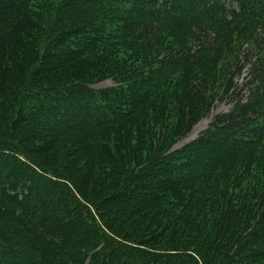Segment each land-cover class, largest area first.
I'll return each instance as SVG.
<instances>
[{"label": "trees", "instance_id": "1", "mask_svg": "<svg viewBox=\"0 0 264 264\" xmlns=\"http://www.w3.org/2000/svg\"><path fill=\"white\" fill-rule=\"evenodd\" d=\"M0 264H264V0H0Z\"/></svg>", "mask_w": 264, "mask_h": 264}, {"label": "rangeland", "instance_id": "2", "mask_svg": "<svg viewBox=\"0 0 264 264\" xmlns=\"http://www.w3.org/2000/svg\"><path fill=\"white\" fill-rule=\"evenodd\" d=\"M112 85H113V82L111 80H107V81L94 85V88L100 89V88L110 87ZM229 108L230 106L227 103L216 104L215 107L210 112V114L207 117L200 120L196 125H194L192 129L190 130V132L186 135V137L180 140L175 145V148H180L183 145L195 139L203 130H205L208 127V125L210 124V122L212 121L213 117L216 114L227 112Z\"/></svg>", "mask_w": 264, "mask_h": 264}]
</instances>
